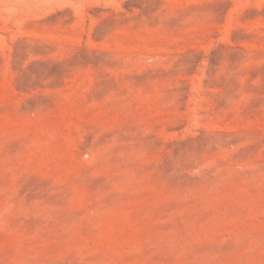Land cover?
<instances>
[{"label": "rangeland", "instance_id": "374dc122", "mask_svg": "<svg viewBox=\"0 0 264 264\" xmlns=\"http://www.w3.org/2000/svg\"><path fill=\"white\" fill-rule=\"evenodd\" d=\"M0 264H264V0H0Z\"/></svg>", "mask_w": 264, "mask_h": 264}]
</instances>
